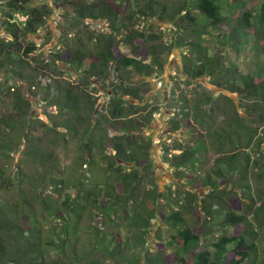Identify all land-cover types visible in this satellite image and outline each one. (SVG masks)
<instances>
[{
	"label": "trees",
	"instance_id": "obj_1",
	"mask_svg": "<svg viewBox=\"0 0 264 264\" xmlns=\"http://www.w3.org/2000/svg\"><path fill=\"white\" fill-rule=\"evenodd\" d=\"M2 1L4 9L1 19L11 40H0V71L11 64L21 80L32 84L35 78L32 70L45 75L48 72L46 71L48 65L33 67L31 59L35 57L37 47L35 44L25 46L24 42L28 40L29 34L36 33L44 25L49 10L45 6L31 7L35 0ZM250 1L235 0L231 6V14H226L221 0H195L194 5L210 24L205 28L212 26L217 32L220 50L218 54H214L215 56H210L201 52L203 51L201 45L191 42L189 45L192 47V54L198 55L199 62L192 66L190 60L188 61L187 75L192 79L213 77L217 85L240 95L243 101L250 99L251 107L244 105L242 107L247 109L250 117H257L264 125V63L257 67L254 74L222 79L224 74H231V68L226 66L229 59L227 55L224 56L226 59L224 64L222 62L223 50L249 48L253 53H264V0H255L257 5L254 12L249 8ZM59 2L61 8L74 10L76 21L107 20L112 32L110 35L100 34L91 39L90 45L82 47L79 44L80 48L67 47L66 43L65 49L55 54L57 60L83 74L80 82L85 90L78 91L68 85L62 89V100L59 103L61 111L70 112L74 118L64 121L63 127L80 142L81 153L76 161V175L66 180L62 172L58 171V160L50 153L49 157L37 155V158H44L41 164H50L49 173H44L41 177L39 175L26 177L20 174L19 178L20 182L28 178L30 187L34 182L40 181L41 185L55 193H60L65 188L73 192L66 193L62 202L63 209H59L54 201L43 200L42 216L40 214V219L43 220H39L37 214H30L31 216L28 215L27 218L24 205L30 204L26 198L20 204L21 211L17 205L13 206V209H16L13 210L16 213L13 219L7 213L9 208L0 205V264H108L106 261L92 258L93 249L87 246L89 244H93L95 249L104 250L108 257L118 259L116 264L128 262L125 254L131 242L128 234L125 243H122L123 239L114 234L102 233L96 227L87 237L89 242L83 243L81 221L85 214L99 223L107 219L112 221L119 219L126 224L130 222L132 226L139 228L138 234H142L133 236L136 244L145 242L143 235L150 232L152 220L159 215L163 223L175 232L169 240V246L174 250L169 254L170 262L258 264L259 231L246 213H238L225 205L226 198L223 197L225 191L213 182L211 175H207L201 182L202 187L211 186L210 193L203 200V211L207 214L206 224L208 228L236 229L235 232L220 237L213 234L202 235L195 226L189 224L187 215L191 214L190 218L195 217L197 220L201 218L196 195L189 194V203L186 207L181 209L171 207L168 211L162 200L165 198L164 194L152 187L145 188V182H152L150 176L152 140L146 136L144 128L154 120L155 114L162 106L154 103L142 104L149 88L134 86L131 82V73L153 77L163 69L162 54L170 51L176 44L167 47L157 43L159 37L130 28L126 21L120 18L123 5H120V8L115 7V3H111L110 0H59ZM159 5L161 7L155 0H150L144 3L139 13L148 19L158 17L163 21H174L181 12L187 11L186 16L179 17L177 25L185 21L198 25V18L188 10V1L180 9L171 8L173 14L167 11L166 4ZM22 17L24 21L20 19ZM122 44L129 47L131 54L122 50ZM54 63L56 64L55 60ZM56 68L59 66L56 65ZM95 77L103 84L108 83L113 89V94L104 106L105 114L101 115L97 123L93 121V102L96 100H93L94 95L88 90L91 79ZM14 95L16 96L14 106L18 112L0 119V126H7L11 130L16 127V123L21 124L23 119L28 118L30 106L29 101L22 99L21 93ZM131 98L138 100L139 104L132 103ZM223 98L234 105L230 97L224 95ZM259 100L262 101L261 104L257 103ZM181 102L182 110H176L178 116L176 117V114L170 119L171 129L174 131L182 128L191 129L190 140L194 142V147L189 150L175 146L173 149L183 152L179 156H174V165L180 168L194 163L197 152L206 150L205 142L209 136H217V143L221 147L224 141L230 145V155L217 160L220 166L214 173L220 177H228V172L237 175L240 166L235 160L238 157L235 149L242 147L245 137L247 144L252 143L255 131L244 124L245 118H242L234 105L235 122L226 123L225 130L221 132L208 133L206 130L208 123L217 110L212 96L202 95L195 100L185 96L181 98ZM42 126L46 125L42 123ZM100 131L102 133H98ZM62 136L65 138L66 135ZM28 141L29 148L39 154V148L34 140ZM262 141L264 142V139ZM1 149L0 146V151ZM96 155H100L99 159L104 162V166L97 160ZM0 186L15 188L13 178L8 176L6 170L0 169ZM41 193L43 192L37 193L39 199L42 198ZM178 205L180 206L179 203ZM263 212L264 204L261 203L254 209L255 221L259 222ZM44 213L55 219L59 223L58 226L47 225L49 222L43 217ZM24 217L27 219V227L20 225ZM99 219L101 221H98ZM209 237L212 239H208ZM158 253L154 258H148L147 264H162L165 250L161 249Z\"/></svg>",
	"mask_w": 264,
	"mask_h": 264
},
{
	"label": "rangeland",
	"instance_id": "obj_2",
	"mask_svg": "<svg viewBox=\"0 0 264 264\" xmlns=\"http://www.w3.org/2000/svg\"><path fill=\"white\" fill-rule=\"evenodd\" d=\"M92 1V0H89ZM115 3V7L123 5L120 11L121 20L126 21V24L137 31L144 32L150 36L159 37L157 43H162L165 46H172L170 51L162 54L164 62L163 69L153 77H144L136 73H131V82L134 86L148 89L149 92L145 95V103L161 104V110L154 116V120L144 128V133L152 140L150 149V158L152 167L150 176L152 182H145V188L152 187L158 189L165 196L163 203L165 209L169 208L181 209L189 203V194L196 195L200 205L201 218H190L191 214L187 215L189 224L195 226L202 235L220 237L235 232L234 227L230 229L223 228H208L206 224L207 214L204 210L203 200L211 191V186L202 187L201 182L207 175H211L213 182L225 191L223 195L226 198V203L229 208L238 212L246 213L250 221L259 231V250L258 264H264V212L259 218V222L255 221L254 209L260 204H264V125L259 122L257 117H250L247 109L242 106H250V99L243 101L240 95L233 94L225 87H221L214 82L212 78H197L192 79L187 75V63L190 60L192 66L199 62V57L192 54L191 42L202 46L203 53L210 56H215L220 50L216 38L217 32L213 27L205 28L210 25L205 17L200 14V11L194 5L195 0H155L159 4H166L169 12L173 14L171 8L180 9L188 1V10L191 14L198 18V25L189 24L187 21L181 22L179 25V17H184L188 14L183 11L174 21L161 20L158 17L148 19L140 14V8L144 3L150 0H110ZM235 0H221L222 6L225 8L226 14H231V6ZM58 0H35L31 7H48L51 13L47 16L45 23L40 29L28 35V40L24 45L35 44L37 51L31 59L32 66H42L47 64L46 71L51 73H32L35 75L33 83L30 84L20 79L15 74L16 69L8 64L0 71V119L7 117L9 114L18 112L15 108L16 96L14 93H21V97L25 101L30 102L28 108V118L16 123V127L11 130L7 126H0V169L6 170L8 176L13 178L15 188L9 189L0 186V205H4L9 210L7 211L10 218H14L13 206H16L21 211V202L26 198L30 205L25 204V215L37 214L39 220L42 216V201H54L56 206L63 209L62 202L65 199L67 192H73L69 189L61 190L60 193H55L50 189H46L40 184V181L34 182L33 186H29L30 180L25 178L20 182V174L24 176L39 175L49 173L50 164H41L44 156L49 157L53 153L55 159L58 160L59 169L63 177L67 180L74 174L76 175V161L81 153L80 142L77 137L68 134V130L63 127L62 123L66 120L74 119L68 111H61L59 103L62 100L63 88L70 85L78 91L85 90L80 78L83 74L74 67L57 60L55 54L63 51L65 47L80 48L79 44L90 45L91 39H95L98 35H110L112 32L109 28L107 20L99 19L97 21H76L74 10H66L58 7ZM250 10L254 12L257 1L251 0L248 4ZM195 6V7H194ZM4 7L3 1L0 0V40L10 41L11 36L2 23L1 16ZM120 8V7H119ZM24 21V18H20ZM217 47V50H215ZM124 52L130 53L129 47L121 45ZM222 62L224 64V56L227 55L226 66L231 68L230 75H223L222 79L232 78L235 75L254 74L257 67L264 63V53H253L249 48L240 50H223ZM231 52V53H230ZM150 60L152 57H149ZM56 61V64L54 63ZM149 60V61H150ZM56 65L59 68H56ZM223 65H221L222 67ZM116 74V73H114ZM114 78V77H113ZM89 92L92 93L94 123L102 117L104 106L107 104L109 97L113 94L112 86L103 84L100 79L92 78L90 81ZM211 95L217 107L216 113L213 114V119L208 123L207 132H216L225 130L226 123H233L236 120L234 105L237 112L242 118H245L244 124H247L255 131L252 143L243 138L241 148H236L238 157L235 158L240 166L239 173H227L228 177H220L215 171H218L220 165L217 160L227 158L230 155V145L227 141L223 142V147L218 142L217 136H209L206 140V150L197 152V158L194 163L187 167H176L173 163L174 156H179L183 151L173 149L175 146H182L184 149L192 150L194 142L191 141V129L182 128L179 131L171 129L170 119L177 114L176 110H182L181 98L188 97L190 100H195L202 95ZM230 97L234 105H231L223 96ZM128 98V97H127ZM132 103L139 104L138 100H133ZM194 103V102H193ZM261 104L262 101L257 102ZM251 107V106H250ZM262 108V107H261ZM261 111V109L259 110ZM178 114L176 115V117ZM17 118V117H16ZM15 123V121H12ZM44 123L46 126H42ZM24 129V130H23ZM102 133V131L98 132ZM65 134L64 136H62ZM261 139V142H260ZM34 140V143L39 148L38 152L34 153L29 148V141ZM33 144V143H32ZM218 144V145H217ZM229 145V146H228ZM221 147V148H220ZM109 154V151H107ZM97 160L104 166L100 155H96ZM44 159V158H43ZM222 168L226 171L224 165ZM225 175V173H223ZM27 179V180H26ZM154 182V183H153ZM35 186V187H34ZM41 193L42 198L37 196ZM50 201V202H51ZM180 204V206L178 205ZM196 206V205H195ZM251 206V207H250ZM179 207V208H177ZM224 207V206H223ZM21 208V209H20ZM21 214V213H20ZM41 214V216H40ZM30 215V216H31ZM48 220L49 226H58V222L52 219L48 214L43 215ZM27 219L24 217L20 221V225L27 227ZM96 221V220H95ZM98 221H101L99 219ZM152 227L147 235H143L145 242L135 243L134 235L139 233V228L127 224L119 219L115 221L107 219L103 223L94 222L87 214L81 221V230L83 231V243H88L87 237L92 234L96 227L102 233L107 235L114 234L116 237L123 239L125 243L127 234L131 239L128 244V249L125 251L128 262L123 264H147L148 258L157 256L161 249L165 250L162 264H178L176 261L170 262V255L174 250L169 246V240L175 233L171 228L166 226L162 218L158 215L151 222ZM139 236L142 234H138ZM85 238V239H84ZM208 239H212L209 237ZM214 240V238H213ZM93 249L92 258L106 261L108 264H116L118 259H112L107 256V253L101 248H93V244L87 245ZM52 257V256H51ZM50 257V258H51ZM122 264V263H121Z\"/></svg>",
	"mask_w": 264,
	"mask_h": 264
},
{
	"label": "flooded vegetation",
	"instance_id": "obj_3",
	"mask_svg": "<svg viewBox=\"0 0 264 264\" xmlns=\"http://www.w3.org/2000/svg\"><path fill=\"white\" fill-rule=\"evenodd\" d=\"M58 2H59V0H58ZM59 4H60V2H59ZM43 7H44V6H43ZM58 7H59V8H61L59 5H58ZM62 8H65V7H62ZM46 9H48V10H49V8H48V7H47ZM50 13H51V11L49 10V14H50ZM49 14H48V15H49ZM48 15H47V16H48ZM24 20H25V19H24Z\"/></svg>",
	"mask_w": 264,
	"mask_h": 264
}]
</instances>
